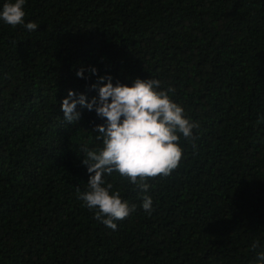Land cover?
Instances as JSON below:
<instances>
[{"label":"trees","instance_id":"trees-1","mask_svg":"<svg viewBox=\"0 0 264 264\" xmlns=\"http://www.w3.org/2000/svg\"><path fill=\"white\" fill-rule=\"evenodd\" d=\"M24 11L37 30L0 20V264H257L264 0H26ZM104 76L160 80L199 124L181 137L180 166L147 193L104 177L137 206L115 231L77 198L89 180L81 148L103 147L105 121L78 105L69 124L61 110L70 90L98 97Z\"/></svg>","mask_w":264,"mask_h":264},{"label":"clouds","instance_id":"clouds-1","mask_svg":"<svg viewBox=\"0 0 264 264\" xmlns=\"http://www.w3.org/2000/svg\"><path fill=\"white\" fill-rule=\"evenodd\" d=\"M25 3L26 0L5 3L0 20L14 28L23 26L28 31L37 30L35 22L25 24ZM91 72L98 76L97 69L91 68ZM77 76L84 78L83 68ZM92 89L98 90V97H93L91 102L84 94L78 96L70 90L61 110L69 124H76L81 119V113L76 111L78 105L95 111L105 121L95 128L99 133L95 138L103 147L81 148L85 154L82 163L87 167L89 180L88 190L79 192L78 189L77 198L95 213L94 219L115 231L117 222L128 218L137 206L123 201L104 177L118 173L147 193L152 187L150 180L167 178L180 166L183 157L181 137L193 140L194 129L199 124L186 118L185 109L173 101L169 93L175 94V89L162 90L158 79L136 78L128 86L119 82L114 85L111 76H104L99 77ZM142 200L141 207L151 215L154 210L152 197L144 195ZM257 247L258 244H253V251ZM256 262L264 264V251L257 253Z\"/></svg>","mask_w":264,"mask_h":264}]
</instances>
